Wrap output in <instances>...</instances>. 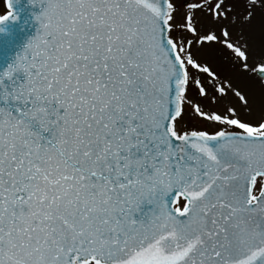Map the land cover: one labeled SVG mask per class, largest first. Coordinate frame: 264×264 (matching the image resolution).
Returning a JSON list of instances; mask_svg holds the SVG:
<instances>
[{
    "label": "snow or ice",
    "instance_id": "obj_1",
    "mask_svg": "<svg viewBox=\"0 0 264 264\" xmlns=\"http://www.w3.org/2000/svg\"><path fill=\"white\" fill-rule=\"evenodd\" d=\"M0 49V264H264V0H0Z\"/></svg>",
    "mask_w": 264,
    "mask_h": 264
},
{
    "label": "water",
    "instance_id": "obj_2",
    "mask_svg": "<svg viewBox=\"0 0 264 264\" xmlns=\"http://www.w3.org/2000/svg\"><path fill=\"white\" fill-rule=\"evenodd\" d=\"M23 19V18H22ZM17 32H16V41L17 43L21 42L27 34L31 31L30 28H23L21 29L19 25H17ZM15 49H0V67H3L4 64L7 62L8 57Z\"/></svg>",
    "mask_w": 264,
    "mask_h": 264
}]
</instances>
